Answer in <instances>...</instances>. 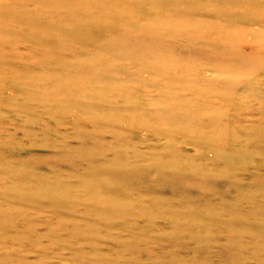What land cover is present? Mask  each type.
Here are the masks:
<instances>
[{
	"label": "rangeland",
	"instance_id": "obj_1",
	"mask_svg": "<svg viewBox=\"0 0 264 264\" xmlns=\"http://www.w3.org/2000/svg\"><path fill=\"white\" fill-rule=\"evenodd\" d=\"M0 0V264H264V0Z\"/></svg>",
	"mask_w": 264,
	"mask_h": 264
},
{
	"label": "bare ground",
	"instance_id": "obj_2",
	"mask_svg": "<svg viewBox=\"0 0 264 264\" xmlns=\"http://www.w3.org/2000/svg\"><path fill=\"white\" fill-rule=\"evenodd\" d=\"M77 1L79 2L80 0H66V2L63 3V6L66 7V9H71V7H75ZM50 3L57 4V0H52Z\"/></svg>",
	"mask_w": 264,
	"mask_h": 264
}]
</instances>
